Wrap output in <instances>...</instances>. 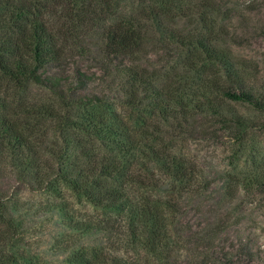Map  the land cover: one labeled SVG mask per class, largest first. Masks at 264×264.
<instances>
[{
  "label": "trees",
  "instance_id": "1",
  "mask_svg": "<svg viewBox=\"0 0 264 264\" xmlns=\"http://www.w3.org/2000/svg\"><path fill=\"white\" fill-rule=\"evenodd\" d=\"M227 1L0 0V93L35 83L57 102L48 115L28 110L34 124L0 109V149L36 152L30 130L42 135L41 117L54 122L52 163L35 178L73 231L59 245L71 250L62 264H253L242 243L213 245L218 222L196 230L183 221L212 180L175 143L221 126L240 144L251 120L225 102L264 112V80L252 82L234 60L224 47L229 34L212 16ZM256 6L248 0L247 10ZM183 17L192 29L180 28ZM150 48L169 64H140ZM253 181L264 183V175L245 185ZM3 189L0 264H61L27 243L11 207L17 193Z\"/></svg>",
  "mask_w": 264,
  "mask_h": 264
},
{
  "label": "rangeland",
  "instance_id": "2",
  "mask_svg": "<svg viewBox=\"0 0 264 264\" xmlns=\"http://www.w3.org/2000/svg\"><path fill=\"white\" fill-rule=\"evenodd\" d=\"M255 1L257 6L249 11L248 0H228L223 4V10L212 16L218 23L217 27L223 28L222 33L227 31L229 34L224 47L235 61L244 62L252 82L259 83L264 80V0ZM128 5L124 3L126 11L121 8L122 14L128 12ZM232 10L235 11L231 13ZM193 24L189 17H183L179 26L192 29ZM164 57V52L157 53L150 48L140 64L147 65L150 70L161 68L169 64ZM74 58L83 69L92 66L87 60ZM198 84L199 81H195L194 85ZM225 105L251 120V129L242 143L231 139L221 126L216 134L209 132L205 136L191 137L186 133L175 141L212 180L209 191L191 205L183 221L196 230L218 222L215 227L218 233L214 234L216 229H211L215 236L212 240L214 246L232 250V244L238 247L242 243L252 253L253 264H264V183L253 181L251 185H245L249 179L256 180L259 175H264V112L235 102L228 101ZM38 106L41 113L48 115L52 108L57 109V102L46 88L35 83L21 88L9 84V89L0 93V109H5L13 118L30 121V124L36 123L39 118L32 119L27 111H33ZM39 124L42 135L30 130V144L35 146L36 152L28 153L17 145L2 144L0 186L4 189L1 193L5 196L17 193L11 207L24 221L26 241L31 248L44 258L62 264L67 261L71 250L59 245L73 231L63 211L52 207L54 195L46 192L35 178L42 164L52 163L51 154L58 142L51 119L41 117ZM238 147L240 151H237ZM74 207L85 212L81 205L75 204ZM243 258L246 260L248 256Z\"/></svg>",
  "mask_w": 264,
  "mask_h": 264
}]
</instances>
